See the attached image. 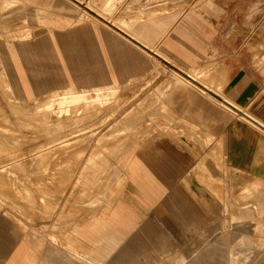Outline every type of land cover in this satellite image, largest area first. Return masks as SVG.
Here are the masks:
<instances>
[{
	"label": "crops",
	"instance_id": "0c3cea01",
	"mask_svg": "<svg viewBox=\"0 0 264 264\" xmlns=\"http://www.w3.org/2000/svg\"><path fill=\"white\" fill-rule=\"evenodd\" d=\"M177 1L0 0V11L11 8L16 3H20L21 6H25L27 2L35 4L36 18L46 27L49 36L53 37V43L58 51L61 50L57 30L73 29L77 24L89 21L101 47V56L106 62L105 66L98 65L93 69L80 64L82 66L79 69L82 71L81 75H78L80 78L100 82L93 86H79L76 76L61 54L62 69L68 84L51 89L39 98L23 66L21 52L31 47L33 41L29 31L31 28L26 26L27 32L21 31L18 34L9 30L0 31V51L4 49V53L0 52V65L5 66V63H9L15 67L16 77L26 92L27 101L50 98L59 91L77 90L89 92V95H97L96 97L100 98L103 94L98 91L126 83L132 84L139 75L138 71L144 69L147 70L145 73H151L152 67L143 65L142 60V63L138 62L139 65L131 68L122 67L119 72L111 64L104 48L100 24L103 21L81 9L80 5L85 4L97 15L110 18L120 27L119 29L129 33L138 42L162 53L159 47L171 44L173 33L187 36L189 31L206 24V11L214 4L212 0H197V4L194 5L183 0ZM171 3L188 7L175 11ZM253 5L254 13L262 10L258 2ZM66 36L71 38L73 35ZM67 44L72 45L71 39ZM70 57L74 62L88 60L87 56ZM254 59L264 69V40L258 41L254 47ZM3 70L10 79L6 66ZM188 72L189 78L178 72L172 73L169 78L150 90L138 106L126 112L116 126L112 125L102 134V137L108 133L112 135L104 137L85 158L82 177L76 184L81 187L80 192L68 203L71 208L58 217V221L64 225H53L52 230H44L46 232L28 231L27 227H22L23 238L6 264H59L60 261L61 264H134L143 260L136 256L138 254L156 252L165 255L168 251L182 248L178 245L186 244L189 233L175 225H167L172 218L167 217L166 204L161 201L167 188L156 176L154 169L159 167L158 170L163 175L167 171L170 172V169L165 159L160 161L159 165L155 163L157 158L150 151L154 147L167 150L180 160L182 175L179 182L169 191V195L178 206L182 218L190 224L194 232H198L203 225H214L216 214L220 211V208H216L215 199L216 167H227L238 173L245 172L251 177L264 179V167L257 168L256 164L259 157L264 155L263 85L261 84L259 88L258 84L254 103L251 104L256 109V117L250 115L248 110L244 112L246 116H235L242 105L231 103L232 100L226 97L227 103L216 102L219 109L215 108L217 115L212 112L213 118L205 116L209 121L207 123L204 122L201 113L194 114L192 118L176 116L162 96L181 95L185 101H192L202 94L197 90L199 88L211 102H215L206 88L214 87V80L226 82L228 69L223 61H219L200 69L191 67ZM200 72L207 75L203 81L201 80L204 87L193 81L199 79L194 77L193 73L198 75ZM122 76L124 80L121 79ZM107 78L111 81L102 82ZM49 80L46 77L42 82L48 83ZM11 85L13 86L12 83ZM223 105L228 110H225ZM259 112L261 120L257 118ZM214 116L232 121L233 132L230 136L223 131L216 136L215 132L210 130V122L217 118ZM242 140L245 141V148L240 146ZM141 141L147 143L149 147L147 153H142L145 155L136 151ZM210 142L211 150L205 152L203 156L202 150ZM57 144L69 145L65 142L56 143V146ZM84 145L71 144L64 149L68 154L62 157L48 155L22 157L17 160L15 180L17 183L21 182V190L19 191V186L16 187L15 208H20L30 219H34L37 211L44 213L42 218L51 217L57 204L54 198L55 183L60 181L58 183H62L61 186L67 185L66 181L70 179L74 166L86 153L87 148ZM153 145L154 147H151ZM191 152L203 158L196 166H193L189 159ZM228 158L230 162H227ZM147 162L151 165H147ZM192 172L196 181L191 176ZM22 174L49 175L50 180L42 177L40 181L34 183L30 177H20ZM51 196L53 197L50 198ZM43 207L46 209L42 210ZM15 221L20 222L17 218Z\"/></svg>",
	"mask_w": 264,
	"mask_h": 264
},
{
	"label": "rangeland",
	"instance_id": "374dc122",
	"mask_svg": "<svg viewBox=\"0 0 264 264\" xmlns=\"http://www.w3.org/2000/svg\"><path fill=\"white\" fill-rule=\"evenodd\" d=\"M183 1L192 5L197 4V0ZM212 1L213 6L206 11V24L189 31L187 36L173 33L172 43L159 47L162 53L148 45L144 46L129 33L119 29L120 27L110 18L97 15L85 4H81V9L105 22H100L104 48L111 64L119 72L122 67L131 68L139 65L138 62L142 63V60L143 65L152 67L151 73H145L147 70L144 69L136 71L139 75L133 83L130 82L132 84L126 83L98 91L103 94L100 98L96 97L97 95H89V92L77 90L76 92L59 91L50 98L27 101L26 92L16 77L15 67L5 63L10 75L9 79L8 74L3 70L5 66L0 65V264H6L20 244L24 234L22 227H27L28 231H51L53 225H64L58 221V217L71 208L68 203L72 202L80 192L81 187L76 184L82 177L85 158L97 143L103 141L104 137L112 135L108 133L102 137V134L112 125L117 124L126 112L138 106L150 90L169 78L172 73L178 72L188 77L191 67L200 69L219 61H223L228 69L226 82L214 80V87L206 88L215 102H211L205 96V92L197 87L202 94L192 101H185L181 95L162 96L176 116L192 118L194 114L201 113L204 122L208 123L205 118H213L212 112L217 115L215 110H219L216 102H226L228 97L232 100L231 103L242 105L235 116L245 115V110H248L250 115L256 117V109L251 104L254 103L258 84L259 88L261 84L264 88V69L254 59V47L258 41L264 40V0ZM257 2L262 10L254 13L252 6ZM171 6L175 11L185 10L188 7L177 3H171ZM35 8V4L27 2L25 6L16 3L15 6L0 11L2 14L0 31L9 30L18 34L26 31V26L31 28L29 31L33 36L32 46L20 52L24 70L30 77V84L35 94L41 98L47 91L68 84L62 69L61 54L76 76L79 86L99 84L100 81H89L78 76L82 73L79 70L82 68L81 65L91 69L94 66L106 65L90 22L84 21L73 29L57 30V40L61 50L58 51L53 43V37L49 36L46 27L42 26L43 23L37 20ZM121 8L123 9L124 6ZM67 34L73 36L69 38ZM69 39L72 41L70 46L67 44ZM3 50L2 48L0 52L4 53ZM70 55L87 56L88 60L74 62ZM193 74L200 80H192L198 86L204 87L202 79L207 75L202 72L198 75ZM46 77L50 79L49 82H42ZM121 79L124 80L123 76ZM110 81L107 78L102 82ZM79 93L87 95H78ZM74 96L84 97L71 102V97ZM223 108L228 110L225 105ZM214 117L217 118L210 122V130L215 132L216 136L222 131L230 136L233 132L232 121ZM257 118L261 120L260 112ZM59 142L69 145L61 146L64 144L62 143L56 146ZM75 143H84L87 148L86 153L74 166L66 186H61L62 183H58L60 181L55 183L54 198L57 204L53 208L52 216L42 218L44 213L37 211L33 216L34 219H30L20 208L16 209V187L19 186V191L21 190V182L17 183L15 180L17 160L22 157L48 155L62 157L68 154L64 149ZM240 146L245 148L244 140L240 142ZM211 147L210 142L202 150L203 156L205 152L211 150ZM147 148H149L147 143L141 141L136 151L139 154L147 153ZM150 151L155 154L157 165L165 159L170 169L165 175L160 174L159 167L154 169L156 176L167 188L161 199L166 204L167 217L172 218L167 225L183 228L189 233V237L184 246L178 245L182 248L168 251L165 255L156 252L138 254L136 256L143 260L134 264H264V179L251 177L245 172L238 173L227 167H216L215 199L216 208H220V211L216 214L214 225H203L198 232H194L190 224L182 218L178 206L169 195V191L179 182L182 175L179 158L158 147ZM189 159L192 165L196 166L203 158L191 152ZM227 162H230L229 158ZM148 164L151 165L150 162H147ZM256 164L257 168L264 167V155L259 157ZM191 176L196 181L193 172ZM24 177H30L34 183L40 181L42 177L50 180L49 175ZM15 218L20 222L15 221Z\"/></svg>",
	"mask_w": 264,
	"mask_h": 264
},
{
	"label": "bare ground",
	"instance_id": "6f19581e",
	"mask_svg": "<svg viewBox=\"0 0 264 264\" xmlns=\"http://www.w3.org/2000/svg\"><path fill=\"white\" fill-rule=\"evenodd\" d=\"M82 97H84V96H81V97H79V98H78V97H75V96H74V97H71V98H72V99H71V102H72V101H76V100H77V101H78V100H81ZM68 101H70V100L68 99Z\"/></svg>",
	"mask_w": 264,
	"mask_h": 264
}]
</instances>
